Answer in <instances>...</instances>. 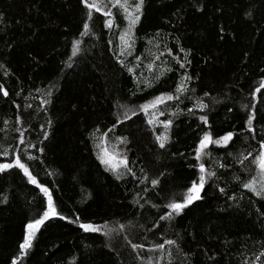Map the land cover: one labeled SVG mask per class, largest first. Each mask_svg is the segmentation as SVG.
<instances>
[{"label":"trees","instance_id":"1","mask_svg":"<svg viewBox=\"0 0 264 264\" xmlns=\"http://www.w3.org/2000/svg\"><path fill=\"white\" fill-rule=\"evenodd\" d=\"M112 12V30L93 11L92 35L81 38L88 16L79 0H0V64L8 73L0 69V85L8 93L0 94V143L16 145L19 116L23 127L31 129L27 139L42 149L33 148L38 158L26 161L23 145L10 148L0 162H10L15 150L67 217L41 225L17 264H264V199L242 187L253 177V161L264 142V88L256 93L255 104L251 99L264 80V0H144L126 57L116 55L124 23L118 9ZM77 38L80 52L66 67ZM165 46L189 62L190 91L179 101L165 100L147 115L139 111L117 124L120 105L140 106L158 95L175 94L184 73L170 56H160ZM165 65L173 71L156 80ZM127 67L133 68L131 74ZM193 101H202L205 110L197 111ZM249 109L252 133L244 128ZM153 111L164 113L158 121L171 120L167 130L155 122L148 126ZM199 115H206L207 127ZM161 131L169 137L165 149L153 135ZM204 132L214 139L234 135L227 146L210 144L202 155L201 163L213 176L207 177L201 198L179 215L170 213V220H160L168 212L165 206L182 202L197 179L194 149ZM117 137H126L127 143L117 144ZM102 145L111 153L115 145L132 174L117 180L106 172L97 160ZM151 179L158 180L156 186ZM45 206L43 194L18 169L0 173V264H11L19 255L25 226ZM77 218L115 231L110 237L85 233L68 223ZM165 240L175 243L156 248ZM134 244L143 247L133 251Z\"/></svg>","mask_w":264,"mask_h":264},{"label":"snow or ice","instance_id":"2","mask_svg":"<svg viewBox=\"0 0 264 264\" xmlns=\"http://www.w3.org/2000/svg\"><path fill=\"white\" fill-rule=\"evenodd\" d=\"M80 4L87 9V16L88 19H86L83 22V30L80 32V37H85L88 35H92L89 27V20L92 18L93 11L99 12L101 15L105 17L104 20V28L107 30H112L115 25L116 21L113 19V12L112 8H116L119 10L120 14L123 17V20L125 22V27L120 31V35L117 37V40L119 41V44L117 47L119 48V51L116 53L118 57H126L130 54L132 47L134 46V40L132 35V30L137 25L138 21L141 19L142 15V6L144 3V0H108V3L112 5V8H103L101 7V4L103 3V0H79ZM197 11H200L199 8L196 9ZM247 15H251L250 13ZM93 38L95 36L93 35ZM80 44L81 39L77 38L74 39L71 43V55L68 57V59L65 61L66 67H72V62L75 57H77L78 53L80 52ZM109 44H112V41H109ZM180 53H183L184 50L178 49ZM165 54L170 56L172 58V61L179 66L180 70H183V75L180 76V79L176 83L175 87V94H161L153 98L152 101L141 104L139 106V111L148 114L149 109L156 110L157 106L161 103H164L165 100L167 101H179L186 92L190 91L189 89V82L191 81V76L188 75V70L186 67V63H189L186 60L185 56H181L179 59L173 55L172 51H170L167 46H165L164 50L160 53V56L163 57ZM140 57H136V60L139 61ZM155 59V57H153ZM118 64H121L122 67H124V62L121 59H117L116 61ZM149 71L152 70V64L146 65ZM0 69H4V75L7 76V70L4 68V65L0 64ZM171 72L173 71L172 67H168L165 65L160 69V72L155 75V79L159 80L161 76L164 74V72ZM127 72L131 74L133 72L132 67H127ZM150 84L146 81L145 87H149ZM261 88H264V80L260 81V87L257 88L255 91L251 93V99L253 104H255L256 101V93L260 91ZM51 93V90H49V94ZM0 94L7 96L8 93L5 91L4 87L0 85ZM208 93H204V96H207ZM194 108L199 111L203 112L206 108V105L202 101H193ZM45 106L44 103H41L39 107L43 109ZM29 107H31L29 105ZM244 107L243 105L241 106ZM194 108H188L189 113H194ZM231 110V109H229ZM130 112V115H129ZM164 113L161 111H153L152 116L150 119L146 120V123L149 127H152L154 122L160 126L163 127V129L167 130L171 124V120L165 119L163 121H158L157 116L163 115ZM174 113H169V116L173 115ZM137 115L136 110H131L127 107H124L123 109V118L125 120L130 119L131 116ZM197 119L202 122L205 127L208 125V120L206 115H199L197 116ZM253 112L251 109L247 112V119L244 123V128L247 130L248 133L253 132ZM5 125L8 124V121H3ZM51 123L50 121L48 122ZM117 124L121 123V120L117 119ZM15 124L18 128V136L14 137L13 139L17 140V143L15 146H13L9 141L5 140L4 142L0 143V158H7L9 156V149L14 147H20L23 145V147L20 148L21 153H23V159L26 161H32L37 159L35 155L32 154V149L35 148L36 152H42V149L40 147H37L33 145L26 136V133L29 132L31 129L25 128L22 125L21 118L19 116L15 119ZM113 128H115V125H113ZM112 129H109L111 131ZM6 131V129L4 130ZM16 131V129H14ZM42 136L46 139L48 137V131L47 128L41 129ZM107 133H104L98 137L100 144H104L105 142V136ZM155 138V143L160 149H165L166 144L168 142V134L166 131H161L158 135L156 133H153ZM234 133L228 132L224 135H221L217 138H213L208 132H204L203 135L200 137L198 143L195 146L194 149V157L193 159L196 161V164L194 167L196 168L197 172L199 173L196 180H193L185 190V194L183 196L182 202H173L168 203L165 207L168 209V212H166L164 215H161L159 217L160 220L165 219H171L170 213H175L176 215H179L182 210L189 205H191L194 201L200 199V193L205 185L206 177H212L213 172L207 171L205 169V165L201 163V157L202 155H207L208 153L205 151L209 148V145L212 144L216 147H225L228 145L229 141L232 140ZM39 136L37 139L39 140ZM117 144H126L127 138L126 137H117L116 138ZM113 153L110 154L107 149H101L100 153L97 155V160L101 164V166L104 167V170L106 172H111L114 177L117 180H120L125 175H131L132 170L131 168L127 167V159L126 157L119 154V152H116V146H112ZM12 159L10 162H0V173H3L9 169H18L19 173H21L26 179L27 183L34 185L37 189H39L40 193L43 194L44 200L46 201V206L44 207L42 213L39 215V218L29 222L25 226V233L22 242L19 243V255L14 257L11 261V264H17V261L20 260L22 257L25 256L26 251L31 248L32 246V240L35 237L37 231L40 229L41 225H43L46 221H48L51 218H58L59 220H67V217L64 215H61L56 206L54 205L52 196L49 193V190L47 187L42 186L37 182V180L34 178V176L31 174L29 170V166L26 165L25 162H22V158L17 155L15 150L11 153ZM252 153H248V156H251ZM242 159H247V156L242 157ZM242 162V161H241ZM253 163L255 164L256 168L258 169L261 180L259 184L257 185L253 180H248L247 182L242 184V187L247 192H250L254 197L264 199V142H260L259 144V154L255 157ZM118 169H122L118 171ZM49 175H52V173H49ZM136 177L133 176V179ZM144 181L142 180L141 183ZM158 183L157 179H151L150 184L152 186H156ZM145 192L148 191L147 188L144 189ZM220 191H223V189H220ZM68 223H75L80 230H82L85 233H97L99 232L101 235H104L105 237H110L111 234L115 231V228L112 227H105L103 225H94L92 223H85L80 222L79 218H77L75 221L68 220ZM174 241L172 240H165L163 244L156 245V248L163 249L164 246L167 245H174ZM142 245H132L133 251H136L138 248H142ZM155 250V249H152ZM139 258V257H138ZM151 264V262H149ZM156 264H159V260H157Z\"/></svg>","mask_w":264,"mask_h":264},{"label":"rangeland","instance_id":"3","mask_svg":"<svg viewBox=\"0 0 264 264\" xmlns=\"http://www.w3.org/2000/svg\"><path fill=\"white\" fill-rule=\"evenodd\" d=\"M130 2H131V0H130ZM101 7H103V8H105V9H107V8H112V5H110L109 3H108V0H103V3L101 4ZM112 10H113V8H112ZM122 16V15H121ZM122 21H123V23H124V27H125V22H124V20H123V17H122ZM132 32H133V30H132ZM153 100V99H152ZM151 100V101H152ZM150 102V101H149ZM124 107H127V108H129V109H131V110H136L137 112H139V106H126V105H120L119 107H118V109H117V118L119 119V120H124V118H123V109H124ZM129 115H130V112H129ZM101 149H107V147L105 146V145H102V147L101 148H99L98 149V152H97V155L100 153V151H101ZM108 150V149H107ZM108 152L110 153V154H112L109 150H108ZM120 170H122V169H118V171H120ZM208 178L206 177V180H207ZM250 180H253L257 185L259 184V182H260V180H261V176H260V173H259V171H258V169L255 167V171H254V174H253V177L250 179ZM97 233H99V232H97Z\"/></svg>","mask_w":264,"mask_h":264}]
</instances>
